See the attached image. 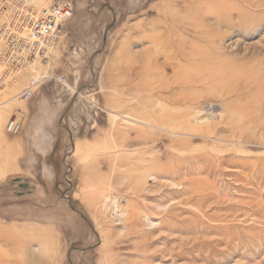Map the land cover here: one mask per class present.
Returning <instances> with one entry per match:
<instances>
[{
  "label": "rangeland",
  "instance_id": "obj_1",
  "mask_svg": "<svg viewBox=\"0 0 264 264\" xmlns=\"http://www.w3.org/2000/svg\"><path fill=\"white\" fill-rule=\"evenodd\" d=\"M206 1L0 0V264H264V0Z\"/></svg>",
  "mask_w": 264,
  "mask_h": 264
},
{
  "label": "built area",
  "instance_id": "obj_2",
  "mask_svg": "<svg viewBox=\"0 0 264 264\" xmlns=\"http://www.w3.org/2000/svg\"><path fill=\"white\" fill-rule=\"evenodd\" d=\"M73 15L74 9L69 2H55L44 9L39 18L29 14L20 19L16 29L18 34L15 35V38L17 42L26 39L29 43L48 42L61 31L60 26H62V23L72 18ZM26 31H28V38L23 36ZM37 83V80H32V86L37 85ZM27 94L30 95L31 90ZM21 127L20 121L17 118H12L7 124V131L11 134H18L21 131Z\"/></svg>",
  "mask_w": 264,
  "mask_h": 264
},
{
  "label": "bare ground",
  "instance_id": "obj_3",
  "mask_svg": "<svg viewBox=\"0 0 264 264\" xmlns=\"http://www.w3.org/2000/svg\"><path fill=\"white\" fill-rule=\"evenodd\" d=\"M207 2V4H208V9H209V11H211V9H212V5L210 4V0H207L206 1ZM219 4H220V6H224V0H219ZM60 29H61V26H60ZM23 34H25V33H23ZM156 55V54H155ZM134 57V56H133ZM136 57V56H135ZM156 57H159L158 56V53H157V56ZM174 60H176V58L174 57V56H172V55H168L167 56V62L169 63V64H173L174 63ZM129 63L130 64H132V63H134V61L133 60H129ZM169 67V66H168ZM170 69H173V67L171 68V67H169L168 69L167 68H162V70H163V72H165L166 74H168L169 73V70ZM157 70V69H156ZM165 70V71H164ZM203 78H204V76H203ZM204 79H206V77L204 78ZM171 80V79H170ZM200 80L199 79H197V78H194V77H186L185 79H179V78H177V80H176V85H180V86H184V87H186L187 85H189V84H193V83H195V82H199ZM33 87V86H32ZM151 86L150 85H148L147 86V90L148 91H151ZM179 93V92H178ZM185 96V95H184ZM181 97V96H180ZM183 97V96H182ZM187 98L188 97H183V99L184 100H187ZM125 118H128L129 120H134V119H132V118H130V117H128V116H126ZM138 122V121H137ZM143 123V122H142ZM149 123V122H148ZM159 124L160 123H158V122H153V121H151L149 124H147V125H149V126H153V127H159Z\"/></svg>",
  "mask_w": 264,
  "mask_h": 264
}]
</instances>
